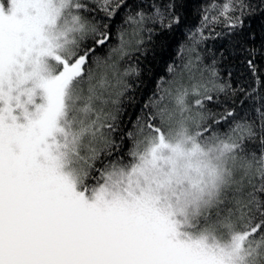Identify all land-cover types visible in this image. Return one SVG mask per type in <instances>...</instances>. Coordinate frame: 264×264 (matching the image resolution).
I'll use <instances>...</instances> for the list:
<instances>
[{
  "label": "snow or ice",
  "instance_id": "obj_1",
  "mask_svg": "<svg viewBox=\"0 0 264 264\" xmlns=\"http://www.w3.org/2000/svg\"><path fill=\"white\" fill-rule=\"evenodd\" d=\"M128 6L0 0V264H264V0H210L142 94L189 0Z\"/></svg>",
  "mask_w": 264,
  "mask_h": 264
},
{
  "label": "trees",
  "instance_id": "obj_2",
  "mask_svg": "<svg viewBox=\"0 0 264 264\" xmlns=\"http://www.w3.org/2000/svg\"><path fill=\"white\" fill-rule=\"evenodd\" d=\"M128 7L123 9L120 13V21L126 17L128 13H134L141 9H134L133 5L143 4L146 10L153 3H162L163 0H126ZM210 0H189V6L187 10L181 9V15L185 18L186 23L182 29L177 30L175 33H168L162 36L159 40H154L153 45H149L145 49L146 55L139 53L133 54L132 57L128 58L127 66L139 67L140 77H130L131 80L135 81V88L142 94L144 91H150L154 86L155 82L158 81L160 77L168 78L165 72V64L170 62L172 59H178L177 49L180 44H188L190 42V33L195 32L200 24V17L203 14V9L208 7ZM252 29L257 33L256 46L259 47L261 39L264 38V28L261 27L264 23V18H253L248 21ZM120 23L118 22L117 28H119ZM127 27V25H125ZM216 32L221 31V27L217 26ZM223 41L221 39L215 38L209 35L208 38L199 43L198 50L201 55L205 57V63L211 60L212 54L221 47ZM139 60V65L136 61ZM224 70L232 72L234 75L232 77L233 81L240 80L244 82L241 73L247 75L246 69L241 65L237 64L233 60H229L224 65Z\"/></svg>",
  "mask_w": 264,
  "mask_h": 264
}]
</instances>
